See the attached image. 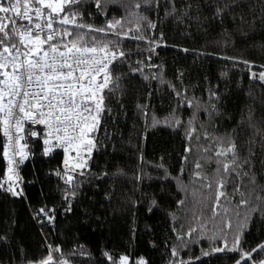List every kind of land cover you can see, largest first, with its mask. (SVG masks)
Instances as JSON below:
<instances>
[{"label":"snow or ice","instance_id":"snow-or-ice-1","mask_svg":"<svg viewBox=\"0 0 264 264\" xmlns=\"http://www.w3.org/2000/svg\"><path fill=\"white\" fill-rule=\"evenodd\" d=\"M161 10L185 31L195 25L207 34L211 23L220 25L210 41L220 51H180L230 64L220 73L223 86L205 76L197 95L182 71L165 79L163 61L153 63L156 49L168 47L163 32L156 34ZM258 12L249 0H0V193L26 203L44 240L41 255L17 246L0 264H153L134 243L95 252L78 240L67 249L49 243L44 229L54 233L59 217L77 210L92 231L106 212L124 217L131 241L144 221L153 249L160 245L147 221L159 218L171 234L161 241L163 264H209L204 258L217 254L231 264H264V113L257 114L250 90L253 103L234 115L228 88L246 72L264 89V63L226 52L236 35L264 25V0ZM135 79L157 87L141 92ZM160 86L168 102L157 109ZM259 103L264 108V96ZM129 120L135 135L127 143L139 141L135 167L119 156ZM164 131L181 138L182 151L146 160L144 145ZM41 164H55L45 173L58 181L55 194L29 203L25 188L33 181L25 169L36 176ZM15 223L0 229V244L9 243ZM193 246L200 255L190 254Z\"/></svg>","mask_w":264,"mask_h":264},{"label":"trees","instance_id":"trees-1","mask_svg":"<svg viewBox=\"0 0 264 264\" xmlns=\"http://www.w3.org/2000/svg\"><path fill=\"white\" fill-rule=\"evenodd\" d=\"M249 3L253 5V8L258 12V7L260 0H249ZM120 12H114L113 15L117 17ZM207 14V10H205ZM160 20L157 22L156 34L162 31L164 34V42L168 47L161 46L156 49L158 55L153 56V63H164V73L165 79L174 80L177 71H182L184 73L185 84L195 85V91L197 95H200L199 88L204 83V77L207 76L209 80L213 82H219L223 86L224 82L220 79V73L227 70L231 65H227L225 61L215 58V57H201L195 58L191 52L185 54L180 51L181 48L189 49H206L209 52L220 51L211 44L218 38V33L221 31V27L218 23H211L208 28V33L205 34L203 30L198 29L193 25L190 29L185 31L183 25H180L173 21L171 18H164V12L161 10ZM156 19V17H153ZM101 21L97 20V23ZM226 27L231 29V23L226 22ZM235 48L229 47L226 52L231 55L234 52L236 54H243L247 58L254 59L257 63H264V49L259 48L260 43H264V25H261L257 21L255 30L250 32L247 37H242L236 35L234 37ZM175 46V47H173ZM128 47L135 50L137 45L134 43H129ZM140 49H143L145 45L141 43L139 45ZM232 75V74H230ZM236 81H239V87H237ZM135 85L141 92L150 91L152 88H156L155 82L147 84L142 82L140 79H135L130 82ZM228 88L230 90V95L234 101L230 105L229 111L234 115L238 116L239 111L245 107V105L252 104L253 101L248 96V92L251 90L252 95L256 97L255 107L257 109V114L264 113V108L261 107L259 101L262 96H264V89H261L259 84L249 82L246 72L242 75H233V81L229 83ZM160 93L156 99V108L159 109L161 105H167V92L164 86H160ZM131 107V105H129ZM131 115V113H129ZM133 120L128 121L127 128L125 131V144L123 149L119 152V156L123 163H127L131 167H135V149L132 145H137L139 141L133 139L132 145L127 143V137L129 134L135 135V133H130L131 125ZM117 148H121L118 143ZM183 149V144L181 138L175 135L169 134L167 131L157 132L155 136H151L150 140L144 145V155L146 160H153L154 157L158 155H163L165 151L171 156L176 157L178 152ZM128 157H132L128 159ZM172 164L177 163V159L170 161ZM53 165L41 164L36 166V176L31 173L33 168L29 165L26 167V178L33 181V183L25 188V192L28 197V202L31 203L35 199H38L43 193L45 196L48 194H55L56 185L58 183L55 177H50L46 175L50 167ZM43 168V172L39 171ZM187 171V169H186ZM84 205H81V210ZM108 207L107 205L105 206ZM77 210L76 215L69 214L66 218L59 217V223L57 225L56 231L53 233L50 228L44 229V235L47 236L49 243L62 244L66 249L71 247L73 243L80 242L86 244L94 252L101 246L104 247H116L121 248L129 243H134L136 249L146 256H148L153 264H163V258L161 253L164 251L161 241L165 239L166 236L171 234L167 232V224L159 221V218L148 220L147 223L155 229V239L160 247L153 249L148 241L150 237L148 235L142 234L144 229V221H140L137 224V239L135 241L130 240L129 233V222L126 221L124 217L116 216L114 217L110 212L104 213L107 216L103 226H94L95 231L92 229L84 228L80 221L83 219L79 215ZM97 215L101 212L97 211ZM11 219L15 220V225L9 232L10 241L7 245L0 244V248L4 249L0 252V255L4 256L5 259L16 250L17 246H23L25 251L30 256H39L43 253V237L39 230V227L32 221L29 215V209L23 200H17L7 194L0 193V229H3L5 222H10ZM103 219V216H102ZM260 225L252 226V237L256 238L260 235L259 232ZM203 247H207L206 244ZM191 255H200L199 247L193 246ZM209 264H231L229 257L225 254H217L214 258H204Z\"/></svg>","mask_w":264,"mask_h":264}]
</instances>
